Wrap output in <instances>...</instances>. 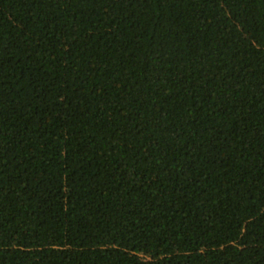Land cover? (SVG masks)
Wrapping results in <instances>:
<instances>
[{"label":"trees","instance_id":"trees-1","mask_svg":"<svg viewBox=\"0 0 264 264\" xmlns=\"http://www.w3.org/2000/svg\"><path fill=\"white\" fill-rule=\"evenodd\" d=\"M0 264H264V0H0Z\"/></svg>","mask_w":264,"mask_h":264}]
</instances>
